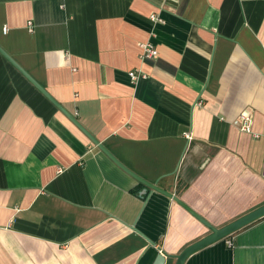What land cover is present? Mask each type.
Segmentation results:
<instances>
[{"label":"crops","instance_id":"obj_1","mask_svg":"<svg viewBox=\"0 0 264 264\" xmlns=\"http://www.w3.org/2000/svg\"><path fill=\"white\" fill-rule=\"evenodd\" d=\"M0 48L210 225L264 205V0H0ZM208 234L0 53V264H154ZM184 264H264V217Z\"/></svg>","mask_w":264,"mask_h":264},{"label":"water","instance_id":"obj_2","mask_svg":"<svg viewBox=\"0 0 264 264\" xmlns=\"http://www.w3.org/2000/svg\"><path fill=\"white\" fill-rule=\"evenodd\" d=\"M0 53L8 60L10 63L40 92L42 93L57 109H59L93 144H95L101 151H103L107 157H109L118 167H120L124 172L133 177L136 181L142 183L146 187L154 190L170 199H173L178 204L183 206L187 211H189L194 217H196L199 221H201L210 231V234L203 237L199 241L187 246L184 248L178 255L169 256L164 252H160L158 257L156 258L154 264H166V259L174 258V264H184L185 260L192 253L200 250L201 248L208 246L214 242L222 240L227 236L233 234L239 229L247 226L248 224L264 217V205L258 207L257 209L250 211L249 213L237 218L236 220L228 223L227 225L216 228L209 223H207L203 218L197 215L195 212L191 211L186 205H184L179 198L174 196L172 193L166 192L158 188L156 185L148 183L143 180L141 177L137 176L135 173L127 169L124 165H122L115 157H113L104 146H102L97 139H95L73 116L67 113L59 103H57L36 81L30 77L15 61H13L1 48ZM153 244V243H152Z\"/></svg>","mask_w":264,"mask_h":264},{"label":"built area","instance_id":"obj_3","mask_svg":"<svg viewBox=\"0 0 264 264\" xmlns=\"http://www.w3.org/2000/svg\"><path fill=\"white\" fill-rule=\"evenodd\" d=\"M142 57L144 60H153L157 57V50L152 45L145 44L142 48ZM130 76L132 79L136 78L134 73H130ZM263 89H264V85H263ZM238 123L242 131L247 132V133H252L251 128H250L251 123H250V119L248 115H246L245 113H242L239 116ZM263 162H264V159H263ZM226 244L228 246H232V243L230 241H226Z\"/></svg>","mask_w":264,"mask_h":264}]
</instances>
